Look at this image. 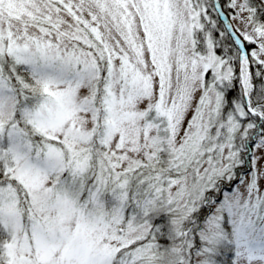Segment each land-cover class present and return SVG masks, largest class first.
Segmentation results:
<instances>
[{"label":"snow or ice","instance_id":"obj_1","mask_svg":"<svg viewBox=\"0 0 264 264\" xmlns=\"http://www.w3.org/2000/svg\"><path fill=\"white\" fill-rule=\"evenodd\" d=\"M256 149L264 0H0V264H264Z\"/></svg>","mask_w":264,"mask_h":264},{"label":"rangeland","instance_id":"obj_2","mask_svg":"<svg viewBox=\"0 0 264 264\" xmlns=\"http://www.w3.org/2000/svg\"><path fill=\"white\" fill-rule=\"evenodd\" d=\"M254 47V46H253ZM255 153H256V156L259 158L257 160V163H256V167L257 169L259 170H264V149H256L255 150ZM237 171H241V169H237ZM243 171L247 174V173H250L252 171L251 167H250V158H249V164L246 165L244 168H243ZM260 189H261V192H264V179H261L260 182ZM241 190L243 191V186L241 188Z\"/></svg>","mask_w":264,"mask_h":264},{"label":"trees","instance_id":"obj_3","mask_svg":"<svg viewBox=\"0 0 264 264\" xmlns=\"http://www.w3.org/2000/svg\"><path fill=\"white\" fill-rule=\"evenodd\" d=\"M223 2H225V0H222V3H223ZM229 95H230V96H231V95H234V93H230Z\"/></svg>","mask_w":264,"mask_h":264}]
</instances>
